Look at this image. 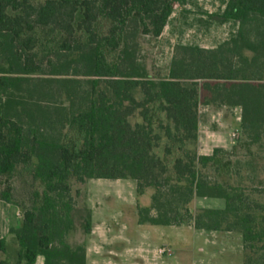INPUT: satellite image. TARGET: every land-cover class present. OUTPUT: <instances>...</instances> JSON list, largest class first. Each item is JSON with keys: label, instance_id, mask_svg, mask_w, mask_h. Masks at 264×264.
Here are the masks:
<instances>
[{"label": "trees", "instance_id": "obj_1", "mask_svg": "<svg viewBox=\"0 0 264 264\" xmlns=\"http://www.w3.org/2000/svg\"><path fill=\"white\" fill-rule=\"evenodd\" d=\"M25 1L0 0V61L8 64L0 66V175L22 167L45 188L34 191L22 224L10 229L19 245L16 264H35L39 255L43 264L87 263L86 246L67 241L72 176L132 179L139 197L153 190L151 205L138 207L139 224L238 230L244 264H256L249 252H264V203L204 174L222 149L199 152L198 110L202 81L207 102L240 106L245 131L264 137V0H229L224 16L239 21L238 34L217 48L179 45L169 75L159 79L149 76L138 37L162 34L172 0ZM79 6L86 41L73 37ZM9 7L25 10L29 30L68 34L51 62L56 71L41 72L37 54L27 52L36 36H22L24 15H9ZM100 19L110 22L107 33L94 30ZM136 114L142 121L132 123ZM195 197L221 198L225 207L195 216L189 208ZM0 199L19 206L9 191ZM92 228L89 219L85 232ZM0 251H7L6 238Z\"/></svg>", "mask_w": 264, "mask_h": 264}, {"label": "rangeland", "instance_id": "obj_2", "mask_svg": "<svg viewBox=\"0 0 264 264\" xmlns=\"http://www.w3.org/2000/svg\"><path fill=\"white\" fill-rule=\"evenodd\" d=\"M24 1V0H23ZM38 6L47 0H26ZM25 1V2H26ZM58 1V0H57ZM81 1V0H80ZM173 12L160 36L141 33V55L151 78L167 77L176 48L179 45L217 48L238 34L240 23L227 19L224 12L229 0H172ZM11 16L24 15L22 36L35 35L33 51L41 72L56 71L59 46L67 33L50 27L36 26L29 30L25 10L6 9ZM85 7L75 13L73 37L86 41L83 20ZM110 22L100 19L94 24L98 33H107ZM28 33V34H27ZM251 55L250 53H248ZM0 66L7 67L1 60ZM81 79L86 77L80 76ZM200 84L198 110L199 152L218 154L217 163L202 168L211 181L242 188L249 200L264 203V137L257 140L242 126V108L207 102V92ZM132 123L141 122L136 114ZM165 141L158 152H164ZM75 202L72 213L73 229L67 235L71 244L87 247L86 264H244L245 243L238 230L197 229L193 224L152 225L138 222V207L151 205L152 189L139 197L136 181L132 179L90 178L85 182L74 176L69 180ZM45 186L33 181L30 172L22 167L12 174L0 175V197L4 191L20 206L21 212L31 206L34 191ZM221 198L195 197L189 208L197 215L202 208L223 209ZM92 232H85L88 220ZM6 252L0 251V262L16 264L19 245L14 234L6 239ZM256 264H264V252L250 251Z\"/></svg>", "mask_w": 264, "mask_h": 264}, {"label": "crops", "instance_id": "obj_3", "mask_svg": "<svg viewBox=\"0 0 264 264\" xmlns=\"http://www.w3.org/2000/svg\"><path fill=\"white\" fill-rule=\"evenodd\" d=\"M23 221V213L19 206L0 199V239H8L12 227L18 228ZM143 225V224H140ZM164 226V225H162ZM87 248V247H86ZM88 257V255H87ZM44 257L39 255L35 264H43Z\"/></svg>", "mask_w": 264, "mask_h": 264}]
</instances>
